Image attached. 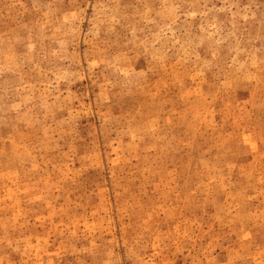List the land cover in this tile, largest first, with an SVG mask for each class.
<instances>
[{
    "label": "rangeland",
    "instance_id": "1",
    "mask_svg": "<svg viewBox=\"0 0 264 264\" xmlns=\"http://www.w3.org/2000/svg\"><path fill=\"white\" fill-rule=\"evenodd\" d=\"M0 264H264V0H0Z\"/></svg>",
    "mask_w": 264,
    "mask_h": 264
}]
</instances>
